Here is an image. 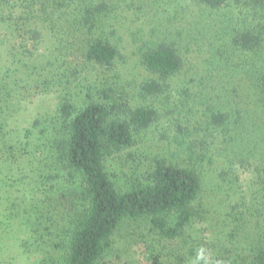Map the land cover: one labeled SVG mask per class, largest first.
I'll use <instances>...</instances> for the list:
<instances>
[{
  "label": "trees",
  "instance_id": "obj_1",
  "mask_svg": "<svg viewBox=\"0 0 264 264\" xmlns=\"http://www.w3.org/2000/svg\"><path fill=\"white\" fill-rule=\"evenodd\" d=\"M191 1L199 14L184 29L166 27V10H156L140 47L152 77L132 105L109 84L84 90L65 79L71 66L75 74L83 63L111 68L121 57L120 38L138 20L121 10L124 0H0V46L15 40L13 62L28 59L33 75L51 69L37 84L59 86L54 113L27 131L41 166L23 176L22 196L6 192L0 245L8 231L39 264H101L120 225L140 220L160 240L178 241L171 264H264V0ZM160 123L175 159L156 157L121 188L108 160ZM204 177L238 199L217 241L207 236L213 226L199 227L209 221L200 206ZM5 257L0 249V264Z\"/></svg>",
  "mask_w": 264,
  "mask_h": 264
},
{
  "label": "rangeland",
  "instance_id": "obj_2",
  "mask_svg": "<svg viewBox=\"0 0 264 264\" xmlns=\"http://www.w3.org/2000/svg\"><path fill=\"white\" fill-rule=\"evenodd\" d=\"M120 5L123 6L121 10H127L126 15L129 19L133 16L138 18L134 25L130 24V31L124 32L120 38L121 57L114 62L111 68L83 63L78 66L82 72L75 74L76 66H71L65 79H69L84 90L92 87L106 88L104 85L109 84L123 90L125 94L123 97L135 105L141 103L140 86L152 77L142 65L140 47H142V41L146 40V35L150 34L151 29L159 21L156 10H166L165 18L161 23L176 30L184 29L188 21L196 19V14L199 12H196L198 9L191 0H124ZM152 10H155L154 13ZM202 24H205V20ZM15 42L11 40L6 44L1 43L3 47L0 46V85L4 87L5 92L0 101V189L5 191V194L2 190L0 191L1 220L4 218L3 213L11 212L8 201L5 199L6 192L11 191L22 196L21 194L27 191L24 188H29L26 185L28 180L22 183V179H25L23 176L30 179L29 177L37 175L36 170L40 169L39 160L30 154L36 136L27 137V131L31 129L36 133L37 130L33 127L35 121L41 119L43 115L54 113L59 95L57 83L52 84L54 89L50 90L43 89L39 87L42 86L41 84H37L46 76L52 75L51 69L45 73L39 70L33 75L24 67L25 63H29L28 59H24L20 64L13 62L14 58L9 56V50L17 48ZM193 49L197 50L193 54V63H197L200 52L196 46ZM33 60L34 58L30 59V61ZM234 86L238 84L235 82ZM241 91L243 90L240 89L239 92ZM169 133L167 127L161 123L154 125L148 131L136 136L134 147L108 160L107 167L115 175L114 179L121 188L125 189L131 181L143 177L152 168L156 157L173 160L171 152L176 145H171L166 139L167 136H172ZM24 149L28 150L29 154L21 160ZM12 152L17 158L10 162L7 157ZM203 181L204 188L200 206L209 214V221L200 224L199 227L203 229L213 226L217 233H210L207 236L210 240L217 241L223 237L224 215L238 199L223 193L208 178L204 177ZM17 189L23 191H16ZM41 195L38 194L36 198L42 197ZM28 196L29 199L32 198L29 194ZM15 201L19 203V199ZM8 234L7 231L5 234L7 237L0 245V249H3L6 255L2 260L7 261V264L40 263L37 254H25L21 247L23 241L18 237V233V239L14 234ZM177 245L178 241L160 240L159 236L151 234L142 221L128 220L123 222L112 236L111 245L101 264H171L173 260L170 261L168 253L172 252L170 249L176 248Z\"/></svg>",
  "mask_w": 264,
  "mask_h": 264
}]
</instances>
